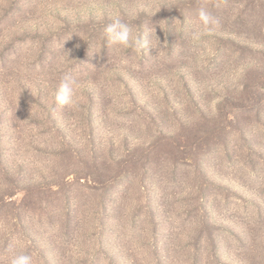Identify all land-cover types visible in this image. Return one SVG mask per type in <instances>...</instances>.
Wrapping results in <instances>:
<instances>
[{"label":"rangeland","instance_id":"1","mask_svg":"<svg viewBox=\"0 0 264 264\" xmlns=\"http://www.w3.org/2000/svg\"><path fill=\"white\" fill-rule=\"evenodd\" d=\"M0 264H264V0H0Z\"/></svg>","mask_w":264,"mask_h":264}]
</instances>
